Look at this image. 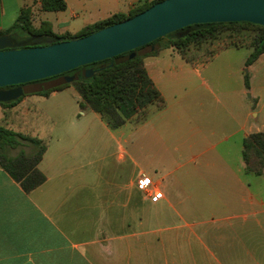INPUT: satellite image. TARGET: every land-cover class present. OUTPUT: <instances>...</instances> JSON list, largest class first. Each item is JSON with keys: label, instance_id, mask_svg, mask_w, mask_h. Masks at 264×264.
<instances>
[{"label": "crops", "instance_id": "obj_1", "mask_svg": "<svg viewBox=\"0 0 264 264\" xmlns=\"http://www.w3.org/2000/svg\"><path fill=\"white\" fill-rule=\"evenodd\" d=\"M64 1L45 12L40 0H0V31L30 8L36 28L76 36L152 0ZM239 50L146 57L166 106L139 125L110 128L73 86L7 108L4 128L46 144V182L26 192L0 163V264H264V174L243 157L264 132V54L247 68L252 52ZM143 177L163 199L139 189Z\"/></svg>", "mask_w": 264, "mask_h": 264}, {"label": "trees", "instance_id": "obj_2", "mask_svg": "<svg viewBox=\"0 0 264 264\" xmlns=\"http://www.w3.org/2000/svg\"><path fill=\"white\" fill-rule=\"evenodd\" d=\"M40 1L42 11L45 12L64 11L67 8L64 0ZM162 1L164 0L147 1L129 14H115L105 21L88 26L76 36L70 34L58 36L47 23H42L39 28H36L32 20V10L26 8L21 11L17 23L12 28L0 31V37L4 35L16 37L19 31L26 35V38L21 42L28 45L33 44L37 38L46 42L58 39L70 40L75 37L82 38L128 20ZM243 28L258 31V36L253 42V51L246 63L247 66H251L264 54V26L251 23L194 25L115 58L86 65L59 76L25 84L23 85L25 95L22 98L10 104L0 105L14 107L28 95L49 96L55 91L73 86L81 96V108L98 113L110 128L119 129L128 122L139 125L154 113L162 111L166 106L163 96L145 68L146 57L153 56L164 48L173 47L187 58L188 52L194 44L216 39L221 30L231 29L235 32ZM234 46L238 48L241 47V44L236 41ZM215 51L217 50L212 52L209 50L208 53L213 54ZM85 70H93L94 75L86 78L83 75ZM72 76L76 78L73 82L56 84L57 80ZM246 86L249 88L248 76L246 77ZM23 143L32 144L36 150L30 155L20 152L16 157L1 154L0 163L26 192H31L46 182V177L40 171L39 164L47 146L42 140L29 138L13 130L0 127V147L2 149L6 147L15 149ZM243 157L248 172H253L256 175L264 174V132L252 134L244 140Z\"/></svg>", "mask_w": 264, "mask_h": 264}, {"label": "water", "instance_id": "obj_3", "mask_svg": "<svg viewBox=\"0 0 264 264\" xmlns=\"http://www.w3.org/2000/svg\"><path fill=\"white\" fill-rule=\"evenodd\" d=\"M217 23L264 26V0H164L128 20L82 38L50 42L37 38L28 45L12 35L1 36L0 104L22 98L25 84L115 58L187 27ZM83 75L90 78L94 71L85 70ZM75 79L64 77L56 84Z\"/></svg>", "mask_w": 264, "mask_h": 264}, {"label": "rangeland", "instance_id": "obj_4", "mask_svg": "<svg viewBox=\"0 0 264 264\" xmlns=\"http://www.w3.org/2000/svg\"><path fill=\"white\" fill-rule=\"evenodd\" d=\"M41 22V18L39 16V14H35L34 16V23L36 25H38ZM258 36V31L253 30L251 28H243V29H239L235 32L231 31V29L229 30H221L220 34H218V37L216 39H209L203 43H199V44H194L188 54L189 55H193L194 53H202L205 51H209L211 48H214L213 50L217 49L218 51L221 49H227V48H236V49H241L239 51H235V58H241L242 56H246L248 51H253V42L254 39ZM16 40L18 42H21L23 39L26 38V35L21 34L19 31L17 33V36L15 37ZM236 41H239L241 44V47H235V43ZM248 50V51H247ZM246 67L248 68L249 66ZM247 77V76H246ZM228 85L229 86H235V82H233V80H229L228 81ZM248 97V96H247ZM249 98V97H248ZM248 104H252V100L248 99ZM7 108L9 107H5V106H1L0 105V127H7L8 124V120H9V113L7 111ZM137 125V124H136ZM36 130L34 129H28L26 128V130L24 131V133H19L22 134L24 136H27L29 138H37L38 136H36L35 133ZM134 134H136V132H134ZM137 136H140V132L137 133ZM41 138L45 137V133H43L41 136ZM36 149L34 148V146L32 144L29 143H23V145L19 146L18 148H13V149H9V148H1L0 147V152L5 151V155L8 156L7 153H9L12 156H17L19 155L20 152H25L26 154L30 155L32 154Z\"/></svg>", "mask_w": 264, "mask_h": 264}, {"label": "built area", "instance_id": "obj_5", "mask_svg": "<svg viewBox=\"0 0 264 264\" xmlns=\"http://www.w3.org/2000/svg\"><path fill=\"white\" fill-rule=\"evenodd\" d=\"M138 186L140 190L150 193L152 202L156 203L164 198L162 191H152V180L149 177H143L139 180Z\"/></svg>", "mask_w": 264, "mask_h": 264}, {"label": "flooded vegetation", "instance_id": "obj_6", "mask_svg": "<svg viewBox=\"0 0 264 264\" xmlns=\"http://www.w3.org/2000/svg\"><path fill=\"white\" fill-rule=\"evenodd\" d=\"M11 88H14V87H11ZM7 89H10V88H7Z\"/></svg>", "mask_w": 264, "mask_h": 264}]
</instances>
